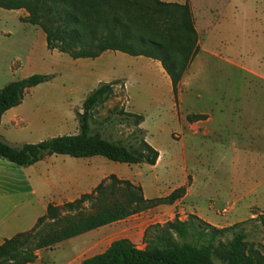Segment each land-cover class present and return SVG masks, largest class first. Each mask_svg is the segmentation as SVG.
Masks as SVG:
<instances>
[{
    "label": "rangeland",
    "instance_id": "1",
    "mask_svg": "<svg viewBox=\"0 0 264 264\" xmlns=\"http://www.w3.org/2000/svg\"><path fill=\"white\" fill-rule=\"evenodd\" d=\"M160 1L189 3L199 37V53L189 67L191 71L188 69L179 83L176 99L168 76L159 65L154 67V61L112 51L98 59L73 60L66 54L48 50L41 29L38 34L33 33L20 23L17 14L27 16L25 10L0 8V89L33 74L53 75L50 81L29 89L21 104L5 113L0 122V138L19 147L74 135L78 132L76 115L81 112L85 98L100 82L120 80L112 94L94 108L92 132H100L109 141L128 144L133 134L143 129L145 140L162 151V156L151 171L141 166L120 167L124 176L130 177L127 181L137 184L157 175L161 182L160 198L175 189H185L182 198L160 205L155 213L157 219L149 226L175 219L185 222L188 226L185 237L172 234L173 241L180 243L196 239L194 232L200 227L192 216L219 229L252 218L242 225L245 241L264 252V204L252 205L248 203L252 197L230 191L237 172L242 167L252 171L253 167H237L235 161L241 127L252 119L256 111L254 102L258 101L255 96L262 94L252 74L247 72H252L264 55V40L260 37L262 19L256 20L255 13L259 0ZM244 103L247 113L243 115ZM126 113L142 115L144 121L136 126ZM189 116L201 118L190 120ZM47 157L38 165L41 173L54 163L78 176L85 175L84 182L77 181L74 187L70 182L69 192L79 195L77 199L91 193L114 171L115 165L101 156ZM24 174L35 184L39 180L34 169L0 158V191L22 188ZM42 191L39 193L46 192ZM28 198L11 195L0 199V221L15 214L26 215L23 208ZM83 206L89 210L88 203ZM153 234L154 230H149L139 249L153 240ZM231 237V233L220 236L223 242ZM71 242L39 250L41 264H59L65 258L71 264H79L83 257L73 253Z\"/></svg>",
    "mask_w": 264,
    "mask_h": 264
},
{
    "label": "trees",
    "instance_id": "2",
    "mask_svg": "<svg viewBox=\"0 0 264 264\" xmlns=\"http://www.w3.org/2000/svg\"><path fill=\"white\" fill-rule=\"evenodd\" d=\"M0 8L25 10L20 22L37 26L45 35L46 48L68 55L73 60L95 59L107 51L158 61L168 76L172 95L200 50L199 37L189 3L160 0H0ZM53 75L33 74L10 82L0 89V122L5 112L21 104L31 88L46 83ZM113 82H100L85 98L77 113L78 132L50 138L35 144L12 146L0 138V158L20 167H29L51 155L75 159L101 156L114 163L155 165L159 153L145 140L139 128L128 144L106 139L92 132L94 108L112 94ZM139 126L144 117L126 113ZM189 116V119H200ZM184 188L175 189L164 198L146 200L141 187L110 175L89 194L64 203L49 204L43 216L28 231L5 239L0 245V264H28L36 252L97 228L123 220L150 208L172 204L182 198ZM88 203L89 210L83 204ZM199 223L192 242L173 241L172 234L183 238L188 233L185 222H167L149 226L153 240L144 249L130 241H113L103 252L82 260L81 264H264V252L245 241L242 225L215 228L192 216ZM231 233L223 242L220 236ZM264 235V230H263Z\"/></svg>",
    "mask_w": 264,
    "mask_h": 264
},
{
    "label": "crops",
    "instance_id": "3",
    "mask_svg": "<svg viewBox=\"0 0 264 264\" xmlns=\"http://www.w3.org/2000/svg\"><path fill=\"white\" fill-rule=\"evenodd\" d=\"M257 4L258 8L255 9V13H257L256 20L260 21V19H262V23H260V37L264 40V0H259ZM17 16L20 21L19 17L24 18L26 17V14H17ZM23 24L27 25L26 28L30 29V31H32L33 33H39V28L37 26H33L28 23ZM108 52L111 51L103 53L98 58L104 57V55ZM151 61H154L156 63L154 64V67L155 65H159L161 67V64L158 61ZM151 61H149L148 63H150ZM258 61L259 62L256 65V68L252 72H247L249 74H252L256 83L258 84L259 89L262 90V94L259 93L255 96V99L258 98V101L254 102V109H256V111L252 113L253 117L250 114V117H252V119H250L246 124H244V126L241 127L238 142L239 148L237 149L238 155L235 161L237 167L241 165H252L253 167L252 171H247L245 167H240L241 169L237 172L236 177L233 178L232 183H234V185L230 190L241 193V197H252L253 199L248 203L256 206L264 204V198L262 199V197H264V55L261 56ZM242 69L243 71H246L244 70L245 68ZM245 99L246 97L243 98V101H245ZM246 108L247 105H245L244 103L242 109L243 115L247 113ZM5 113L2 116L1 121L3 117L7 115ZM251 149H253L254 151L252 152ZM157 151L159 153V157L155 165H127L115 163V165L113 166L114 171H111L108 176L115 175L118 179L130 181V177L124 176V174L122 173L123 169L120 167L141 166L147 171L155 169L160 157L162 156V151ZM45 159H48V157H46ZM40 163L41 161L32 166H29L38 174L39 180L36 184L32 182L28 175L24 174L22 175V181L24 184L22 188L11 190L10 192L12 194H10V192H5L4 190L0 191V199H5L6 197L11 195H26L30 197L28 198V201L24 203L25 207L23 209L27 211L26 215L24 214L23 216H21V214H15L9 220L0 221V245L5 239H9L17 233L30 230L36 224L37 219L45 214L47 206L49 204L55 206L62 205L64 203L74 201L79 196L76 194H70L69 185L70 182H72L74 187L76 186L77 181L84 182L85 175L81 174L78 176L77 174L70 172L67 167H64L61 164L60 167H56L54 166V163L49 164L50 169H47L44 173H41L38 170V165H40ZM120 169H122L121 172ZM160 183V179L157 175H155L153 178H148L144 181H140L137 184L132 182V184L141 187L143 196L146 200L161 197ZM3 184L1 188H3V186L5 185ZM41 189H43L44 191L46 190V192L42 191L44 193L40 194L39 191ZM159 207L160 205L153 207V209H148V211H143L131 215L123 220L111 223L109 225L97 228L90 232L69 239L70 241H72L71 243H73V246L75 248L73 253L76 255H80L83 257V259H85L103 252L113 241L119 239H126L139 249L143 241L146 229L149 227L152 221H155V219H157V215H155V213L160 210ZM69 240L61 242L54 247H63V245H65V242ZM38 252L39 251L36 252L35 261L28 264H41V260L37 256ZM81 262L79 264H81ZM59 264L71 263L70 260L65 258L64 260L59 262Z\"/></svg>",
    "mask_w": 264,
    "mask_h": 264
}]
</instances>
